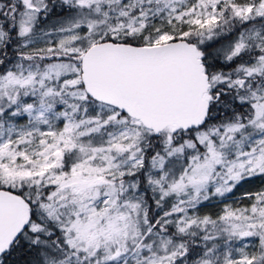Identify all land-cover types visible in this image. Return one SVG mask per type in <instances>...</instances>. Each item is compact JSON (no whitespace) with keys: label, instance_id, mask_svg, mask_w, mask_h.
<instances>
[{"label":"snow or ice","instance_id":"snow-or-ice-1","mask_svg":"<svg viewBox=\"0 0 264 264\" xmlns=\"http://www.w3.org/2000/svg\"><path fill=\"white\" fill-rule=\"evenodd\" d=\"M0 264H264V0H0Z\"/></svg>","mask_w":264,"mask_h":264}]
</instances>
